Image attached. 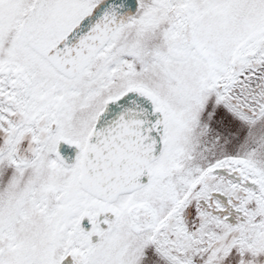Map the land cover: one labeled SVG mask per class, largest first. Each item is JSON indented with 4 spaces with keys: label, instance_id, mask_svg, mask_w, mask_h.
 <instances>
[{
    "label": "snow or ice",
    "instance_id": "1",
    "mask_svg": "<svg viewBox=\"0 0 264 264\" xmlns=\"http://www.w3.org/2000/svg\"><path fill=\"white\" fill-rule=\"evenodd\" d=\"M0 264H264V0H0Z\"/></svg>",
    "mask_w": 264,
    "mask_h": 264
}]
</instances>
